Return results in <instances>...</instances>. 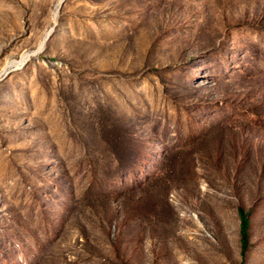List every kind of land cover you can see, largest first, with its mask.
<instances>
[{
  "label": "rangeland",
  "instance_id": "rangeland-1",
  "mask_svg": "<svg viewBox=\"0 0 264 264\" xmlns=\"http://www.w3.org/2000/svg\"><path fill=\"white\" fill-rule=\"evenodd\" d=\"M0 264H264V0H0Z\"/></svg>",
  "mask_w": 264,
  "mask_h": 264
},
{
  "label": "trees",
  "instance_id": "trees-1",
  "mask_svg": "<svg viewBox=\"0 0 264 264\" xmlns=\"http://www.w3.org/2000/svg\"><path fill=\"white\" fill-rule=\"evenodd\" d=\"M239 217H240V234H241V242L242 246L246 247L247 244V228H248V218L243 209H239Z\"/></svg>",
  "mask_w": 264,
  "mask_h": 264
},
{
  "label": "bare ground",
  "instance_id": "bare-ground-1",
  "mask_svg": "<svg viewBox=\"0 0 264 264\" xmlns=\"http://www.w3.org/2000/svg\"><path fill=\"white\" fill-rule=\"evenodd\" d=\"M61 1V0H60ZM40 46V45H39ZM27 55V54H26ZM25 55V56H26ZM31 56H33L32 54H31ZM27 57V56H26ZM22 58V57H21ZM20 58V60L19 61H16V62H11V63H8V65L5 67V71H4V73H6V72H8V71H10V70H13V69H17V68H19L21 65H22V63H24V60H25V57H23L22 59ZM28 59V58H27Z\"/></svg>",
  "mask_w": 264,
  "mask_h": 264
}]
</instances>
